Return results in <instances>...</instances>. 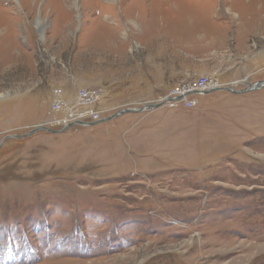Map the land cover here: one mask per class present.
<instances>
[{
    "label": "rangeland",
    "instance_id": "obj_1",
    "mask_svg": "<svg viewBox=\"0 0 264 264\" xmlns=\"http://www.w3.org/2000/svg\"><path fill=\"white\" fill-rule=\"evenodd\" d=\"M201 79L264 81V0L3 1L0 264H264V87Z\"/></svg>",
    "mask_w": 264,
    "mask_h": 264
},
{
    "label": "built area",
    "instance_id": "obj_2",
    "mask_svg": "<svg viewBox=\"0 0 264 264\" xmlns=\"http://www.w3.org/2000/svg\"><path fill=\"white\" fill-rule=\"evenodd\" d=\"M217 86V82L216 85L211 82H206L205 79H201L199 81H197V83H193V85L190 88L184 89L183 91H177V92H173V97H167L166 100H172L174 101L173 103H171V105L176 104V101H181L183 99V97L185 96V94L187 93H203L206 92L210 89H213L214 87ZM86 93H91V91H85ZM178 97H181L179 99H177ZM62 100V99H61ZM54 107H52V109L54 110V112H61L63 114L62 117L57 118L53 123H60L62 125V127H66L70 124H74L76 122L79 121H92L93 122V118L96 117H89L91 115L96 114L98 111H100L97 108H94L93 106L91 108H82V109H78L76 108L77 106L75 105L74 102H72V104H62V106H58L56 103H54ZM186 108H191L193 106L196 105V100L195 99H191V100H186L183 103ZM70 106L71 108H68L67 106ZM64 107V108H62ZM75 107V108H74ZM65 111H69L68 116L69 117H65L67 116L65 114ZM73 111V112H72ZM86 118H89V120H86ZM62 122V123H61Z\"/></svg>",
    "mask_w": 264,
    "mask_h": 264
},
{
    "label": "water",
    "instance_id": "obj_3",
    "mask_svg": "<svg viewBox=\"0 0 264 264\" xmlns=\"http://www.w3.org/2000/svg\"><path fill=\"white\" fill-rule=\"evenodd\" d=\"M261 87H264V81L259 80V81H256V82H253V83L249 84L248 87H246L245 89H242V90H240L238 92L236 90H234V89H231V87H225V86L218 87L216 89H223V90H229V91L231 90V91L237 92V93H240V92L244 93V92L250 90L251 88L252 89L255 88L254 90H257V89H260ZM203 93H206V92H203ZM179 98H181V97H178L177 99H179ZM159 104H161V103H157V104L147 103V104H145L144 106H142L141 108H138V109H135V108H122V109L117 110L112 116L102 118L101 121L110 120V119L116 117L117 115H120V114L125 113V112H133V111L134 112H140V111H143V110L148 109V108H156L157 106H159ZM80 124H83V123L81 122ZM91 124H93V123H88V124H83V125H91ZM39 129L40 130L43 129V130H46V131H49V132H52V133L57 132L56 130L51 129L50 127H48L46 125H40L39 127H35V128L30 129L28 132L24 133L22 136H26V135L32 134V133L36 132Z\"/></svg>",
    "mask_w": 264,
    "mask_h": 264
},
{
    "label": "crops",
    "instance_id": "obj_4",
    "mask_svg": "<svg viewBox=\"0 0 264 264\" xmlns=\"http://www.w3.org/2000/svg\"><path fill=\"white\" fill-rule=\"evenodd\" d=\"M243 81H248V78H245ZM249 84H251V83H249ZM246 87H248V84H247V86ZM245 87V88H246ZM245 88H243V89H245ZM252 92H255V90H252V91H250V92H247V93H252ZM242 96V95H241ZM149 110V109H148ZM142 112V111H141ZM141 112H136L135 114H136V116L137 117H150L149 116V114L148 115H146L145 113H141Z\"/></svg>",
    "mask_w": 264,
    "mask_h": 264
},
{
    "label": "bare ground",
    "instance_id": "obj_5",
    "mask_svg": "<svg viewBox=\"0 0 264 264\" xmlns=\"http://www.w3.org/2000/svg\"><path fill=\"white\" fill-rule=\"evenodd\" d=\"M3 1L5 2V0H0V6H1V4L3 3ZM218 87H222V86H220V83L219 82H217V86L216 87H214L213 89H210V90H208V91H206V93H209V92H211V91H213V90H217L216 88H218ZM252 89V88H251ZM253 89H255V88H253ZM238 92V91H237ZM112 116V115H111ZM97 121H101V119H98ZM80 123L82 122V121H79ZM83 124H86L85 122H82ZM52 129V128H51ZM116 208V207H115Z\"/></svg>",
    "mask_w": 264,
    "mask_h": 264
},
{
    "label": "clouds",
    "instance_id": "obj_6",
    "mask_svg": "<svg viewBox=\"0 0 264 264\" xmlns=\"http://www.w3.org/2000/svg\"><path fill=\"white\" fill-rule=\"evenodd\" d=\"M249 85V84H248Z\"/></svg>",
    "mask_w": 264,
    "mask_h": 264
}]
</instances>
